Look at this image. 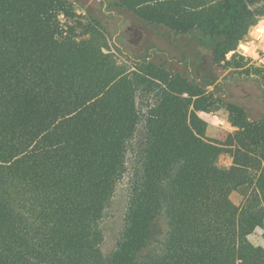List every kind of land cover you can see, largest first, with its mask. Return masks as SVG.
<instances>
[{
	"label": "trees",
	"instance_id": "1",
	"mask_svg": "<svg viewBox=\"0 0 264 264\" xmlns=\"http://www.w3.org/2000/svg\"><path fill=\"white\" fill-rule=\"evenodd\" d=\"M115 1L205 39L218 65L264 10V0ZM76 18L69 0H0V264H264L248 240L259 190L243 187L250 170L264 177V120L227 103L234 131L220 144L203 138L169 111L176 95L207 111L202 87L146 60L129 71L96 40L77 45L87 26ZM227 151L232 166L220 168ZM121 182V229L104 255L99 225ZM242 191L235 206L229 195Z\"/></svg>",
	"mask_w": 264,
	"mask_h": 264
},
{
	"label": "rangeland",
	"instance_id": "2",
	"mask_svg": "<svg viewBox=\"0 0 264 264\" xmlns=\"http://www.w3.org/2000/svg\"><path fill=\"white\" fill-rule=\"evenodd\" d=\"M115 2L69 0L76 20L87 26L84 30L77 29L84 34L74 38L77 45H84L86 40H96L104 52L108 50L113 53L117 63L126 66L129 71L135 70L134 62L146 60L163 65L171 73H179L188 81H195L202 87L205 96L211 98L210 108L196 112L183 98L186 95H176L169 111L181 121L198 127L202 137L207 140L220 144L226 140V134L234 131L228 121L225 108L227 103L241 106L249 120H264V82L260 77L264 73V34L261 37L254 34L255 27L264 24V15L259 13L263 9H256L241 30L242 37L237 41L235 49L226 53L225 59L218 65L213 63L210 43H206L205 39L200 40L196 34L175 36L163 26L137 18L132 12L116 6ZM68 22L74 24L71 19ZM247 47H253V54L244 52ZM226 61L229 64H225ZM154 100L152 95L147 98L138 95L137 102L145 104ZM227 148L232 150L230 146H225L224 150H228ZM232 162L230 151L220 154L216 159V165L220 168H228L232 166ZM248 174L249 181L243 186L246 195L251 194L253 189L256 192H260V188L264 189V177L260 178V171L250 170ZM259 192L257 209L262 215L261 223L248 235V240L253 245L264 248V192ZM245 196L243 191L232 192L229 198L235 206H241ZM126 202L125 186L121 182L99 225L102 232L100 248L104 255L114 249Z\"/></svg>",
	"mask_w": 264,
	"mask_h": 264
}]
</instances>
